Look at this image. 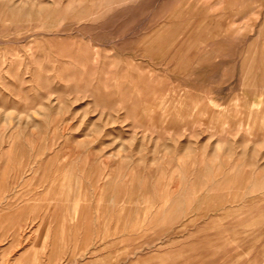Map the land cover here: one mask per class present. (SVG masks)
<instances>
[{
    "label": "rangeland",
    "instance_id": "rangeland-1",
    "mask_svg": "<svg viewBox=\"0 0 264 264\" xmlns=\"http://www.w3.org/2000/svg\"><path fill=\"white\" fill-rule=\"evenodd\" d=\"M0 264H264V0H0Z\"/></svg>",
    "mask_w": 264,
    "mask_h": 264
}]
</instances>
